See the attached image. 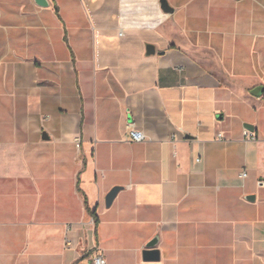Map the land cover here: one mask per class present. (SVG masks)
I'll return each instance as SVG.
<instances>
[{
  "label": "crops",
  "instance_id": "obj_1",
  "mask_svg": "<svg viewBox=\"0 0 264 264\" xmlns=\"http://www.w3.org/2000/svg\"><path fill=\"white\" fill-rule=\"evenodd\" d=\"M167 1L0 0V264H264V0Z\"/></svg>",
  "mask_w": 264,
  "mask_h": 264
},
{
  "label": "water",
  "instance_id": "obj_2",
  "mask_svg": "<svg viewBox=\"0 0 264 264\" xmlns=\"http://www.w3.org/2000/svg\"><path fill=\"white\" fill-rule=\"evenodd\" d=\"M36 1L38 4L43 5V6H46L48 4L47 0H36ZM161 3H162V8L164 9V11L171 12L173 10V8L170 6L167 0H161ZM245 127L252 128L250 124H246ZM120 189H121L120 186H115L108 192L105 198V204L107 207L112 205ZM250 198L254 199L255 197L254 195H251ZM158 241H159V237H154L148 244V249H146L144 253V258L146 260H155V259L160 258V251L156 249V245Z\"/></svg>",
  "mask_w": 264,
  "mask_h": 264
},
{
  "label": "built area",
  "instance_id": "obj_3",
  "mask_svg": "<svg viewBox=\"0 0 264 264\" xmlns=\"http://www.w3.org/2000/svg\"><path fill=\"white\" fill-rule=\"evenodd\" d=\"M129 133H130V137H131V139L133 141H143V140L146 139L145 132L143 130H141V129H138V128L134 127V126H132L130 128ZM245 134H246V136H250L251 135V137L254 138L253 135H252V133H250L247 129L245 130ZM219 136L221 137V134ZM75 143H76V146L77 147H80L81 140L79 138H77L75 140ZM240 176L241 177L247 176V171H242L240 173ZM66 243L68 245H71V244H73V240L69 239V237H68ZM93 264H106V259L104 257V254L103 253H99L98 255L94 256V258H93Z\"/></svg>",
  "mask_w": 264,
  "mask_h": 264
}]
</instances>
